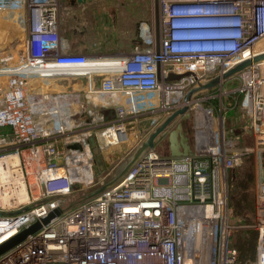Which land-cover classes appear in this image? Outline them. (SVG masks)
Returning a JSON list of instances; mask_svg holds the SVG:
<instances>
[{
  "label": "built area",
  "instance_id": "2783aa9c",
  "mask_svg": "<svg viewBox=\"0 0 264 264\" xmlns=\"http://www.w3.org/2000/svg\"><path fill=\"white\" fill-rule=\"evenodd\" d=\"M156 7L157 40L154 22L140 21L137 35L143 46L114 60L117 65L101 75L98 88L85 95V100L96 96L95 104L115 105L110 122L99 119L104 123L101 135L123 127L116 121L131 118L135 122L147 111H152L147 117L157 123L169 109L180 106L195 79H208L264 52V0H156ZM59 10V0H0V13L13 14L26 30L18 60L7 64L11 57L0 59L6 64L0 66L4 77L0 127L11 133L9 138L0 135V150H4L0 160L11 155L25 158L22 172L33 177L32 187L39 191L27 202L42 198L32 206L15 203L14 210L0 209V235L9 232L0 242L61 207V197L75 183L98 184L87 182V177L92 160L88 137L99 134L71 130L81 125H67L69 108L57 104L39 109L36 95L29 91L59 76L97 73L87 68L86 55L68 51L59 33ZM184 72H192L195 79H165L168 73ZM231 80L235 89H225L224 94L234 90L239 94L232 107L240 114L241 128L249 132L251 145H238L235 133L232 136L223 127L222 114L231 107L199 105L213 97V88L204 91L189 105L200 116L191 151L171 157L161 156L155 148L146 150L115 185L61 207L59 214L0 253V264H184L183 233L188 220L201 231L200 246L188 251L190 264L235 263L237 250L229 242L234 224L226 200L227 176L253 149L264 151L262 61L227 81ZM79 106L87 115H97L81 102ZM88 123L91 128L98 122L84 124ZM72 142L80 149L68 148L66 143ZM259 177L260 170L255 191V257L249 264H264V183Z\"/></svg>",
  "mask_w": 264,
  "mask_h": 264
},
{
  "label": "rangeland",
  "instance_id": "374dc122",
  "mask_svg": "<svg viewBox=\"0 0 264 264\" xmlns=\"http://www.w3.org/2000/svg\"><path fill=\"white\" fill-rule=\"evenodd\" d=\"M110 1V2H109ZM110 5H108V4ZM154 3L155 0H92L90 4H88V8L83 10L81 13L73 12V13H78L83 14L81 17L84 19L83 21L79 20L80 22L76 19H72L71 16H66L67 14H63L62 18V24L60 25L64 34L68 33L69 35V44L72 46H81L84 51H89L88 48L92 46V48H95L97 45L99 47V52H108L109 48L111 47V43L117 44V36L119 35L118 32H121L123 39L126 36V27L130 29V31L133 30V26L137 27V24L140 22L139 20H146L148 23L153 22L154 18ZM62 6V0H59V9L61 10ZM107 6H109L111 11L114 9L117 10L120 8L121 16H116L115 11L114 14L111 12L110 15H105L101 14L100 11L106 10ZM60 10H59V16H60ZM96 14H92L93 12ZM88 12V13H87ZM89 13H91L89 15ZM76 15V16H78ZM61 18V19H62ZM86 18V19H85ZM13 14H5V13H0V59L1 58H8L11 57V59L7 60V64L14 63L18 60V51L21 49V42L24 37V33L26 32L25 27L21 24H18L14 20ZM103 20V29H101V22ZM137 22L136 25L132 22ZM123 26V27H122ZM72 27L77 31L81 30H87L89 33L88 39H80L77 34L74 36H71L72 32ZM121 28V29H120ZM96 31H106V35L103 36H96ZM123 31V32H122ZM108 32V34H107ZM97 43V44H96ZM103 48V49H102ZM102 49V50H101ZM5 62H0V66H4ZM93 64V63H92ZM96 64V62H95ZM105 64V65H102ZM6 65V64H5ZM117 65V63H116ZM105 66H110V64L102 62L96 64V66H91L89 69L92 70H97L99 72H103L106 69L104 68ZM227 89H235V83L233 80L227 81L224 83V85L219 89L218 87L213 88L210 93L211 97L208 102L207 101H200L198 102L199 105L202 107H208V106H213L216 108V105L219 103V105H225L228 100L230 99V96H234L236 91L234 90L231 93H226L224 94V90ZM205 92H202V94H198L196 97H203ZM216 99L215 103L211 102V99ZM235 98V97H234ZM233 98V99H234ZM82 96H80V101L81 103L84 104L85 109H101L98 104H95L92 99L89 100H83ZM79 101V102H80ZM216 104V105H215ZM98 107V108H97ZM98 111V110H97ZM190 112V118L186 123H182L181 120H178L177 123L181 122L185 131L188 139L192 140L193 136V130L195 127L197 128L198 125H200V116L199 112L193 108L191 105V108L189 109ZM236 115L232 114L228 116L227 114H222V123L223 127L227 129L228 133L233 136V133L235 132L237 135L241 134L239 131V127L243 126L241 122V117H237L238 111H235ZM166 115V114H165ZM85 117L89 118L90 116L85 114ZM98 121L97 126L100 125V127L94 126V127H88V124H81L80 127H75L71 128V130H74L75 132H81L83 130H90L91 133L93 134L94 132L99 134V138H101L100 132L102 131L101 126L102 124L99 123ZM133 122L131 118H125L123 124L125 125L126 123ZM173 125L169 130L174 129ZM183 129V130H184ZM130 139L134 140V132L131 133L129 132ZM65 136V135H62ZM95 138V135H93ZM96 140V138H95ZM135 141V140H134ZM252 141L250 138L246 137L244 139H238V145H251ZM123 148V151L121 152V148ZM133 148V145L131 146L127 140L123 142H118L116 145H109L107 144L106 149L109 152V156H107V159L105 160L108 166H104L103 163L99 167L96 162H95V156H99L100 159H103L104 156V150L105 149H99L98 146H95L93 149H91V164H90V175L87 177V182H98V184L103 181L106 177H108V173L111 171V169L114 166H117L126 156L129 151ZM155 149H159L158 154L161 156H164L168 152V145H167V133L161 137L159 142L155 145ZM103 150V151H102ZM120 151L117 154V151ZM9 150L8 152H10ZM106 151V150H105ZM116 156H115V154ZM25 156V155H23ZM17 157V155H16ZM22 159V160H21ZM25 158H20L19 156L17 157L18 160V165L12 166L10 168L11 174L8 176L9 179L6 183L1 184L0 187L3 188V190H0V209L4 211H11L14 210L12 206L18 203L24 204L25 206H32L34 204L39 203L42 201V198H36L34 201L27 202V200L24 201H19V195H16V193L11 189V187L15 186L14 180L17 179L15 176L20 175L22 176L21 180H24L25 177V183L27 184L28 192L30 197L34 196L37 197L39 195V191L36 187H32L33 185V177L31 175H26L24 171L22 172L21 169V164L22 161ZM103 161V160H102ZM1 162V161H0ZM264 166V151H259L257 149H253L252 152H250L247 156H245L238 165L233 167L236 171L238 172L239 175L245 171H250L252 170L253 175L257 176V173H259V170L261 167ZM24 173V174H23ZM24 175V177H23ZM2 177L0 176V181ZM3 179H6L3 176ZM232 183L234 182L231 181ZM232 183H230L232 185ZM97 184V185H98ZM256 177H254V181L251 187H246L245 192L249 197L252 199V208L251 209H246L240 214L234 213L233 209H231V213L229 215L230 220H232L234 226L232 227V232H231V238H236L237 236L240 235H245L247 232L250 230H255L254 223H255V191H256ZM83 186L82 183H75V187H73V190L67 194L61 197V207H66L71 204H74L81 199L85 198L88 196L89 191L93 187H81ZM81 187V188H79ZM232 187H226V200L227 204L229 202V196H230V190ZM7 191V192H6ZM4 196V197H3ZM3 201V202H2ZM7 205V206H6ZM232 241V239H231Z\"/></svg>",
  "mask_w": 264,
  "mask_h": 264
},
{
  "label": "crops",
  "instance_id": "0c3cea01",
  "mask_svg": "<svg viewBox=\"0 0 264 264\" xmlns=\"http://www.w3.org/2000/svg\"><path fill=\"white\" fill-rule=\"evenodd\" d=\"M91 1L92 0H84L83 2H77L76 0H62V6H61L60 16H59V33H60V36L62 37V39H64L67 42L69 52L82 53L89 58V60H88L89 64L87 66L88 69H89V67L96 66V64L102 63V62L108 63V64H110V66H108V67L105 66L104 68L106 70L103 72H99L97 70L89 69L91 71H97V73H90L88 75H82V76H80V75H64V76L56 77V79H54V80L41 81L40 82L41 84L39 83L40 85L38 83L36 85L33 84L34 85V86H32L33 88L29 89L30 93H33L36 95L35 99L37 100V105H39V107H38L39 109L44 108V109L48 110L57 104L64 105L66 108H69L71 110V113H70V116L68 118L69 124H67V125H75V124L81 125V124H84L86 122L92 123L93 121L98 122L100 117H102L103 120L106 121V123L110 122L113 119V117L115 116L114 115L115 105L112 103H108V104L104 103L102 105H99L101 109H96L95 112L97 115L90 116L89 118L85 117L86 111L84 109L80 108V106H79V103L82 102V101H80V96H82V98L85 99L86 94H88L89 92L98 88L100 80H101V75H104V73H106V71L110 67L116 65L117 62H113L114 60H120L123 57L130 54L134 50L135 47L140 48L143 46L142 42L139 40V37L137 35V27L136 26H133L132 31H130V29L128 27H126V36L124 39L121 35L122 33L118 32L119 35L117 36V44L111 43V47L108 49L109 50L108 52H99V47L97 45H95L96 46L95 48H92V46H90V48H88L89 51H84L81 46L77 47V46L70 45L69 44L70 38L68 36L69 34L68 33L64 34V32L60 26L62 24V21H63L62 15L64 13L67 14L66 16L70 15L72 19H76L79 23L81 20L82 21L84 20L81 17V15H83V14L78 15V13H73V12H76V10H77V12L81 13L83 10L88 8L87 6H88V4L91 3ZM108 5H110V4H108ZM110 9L111 8L109 6H107L106 10L104 9L103 13H102V11H100V12L102 15L103 14L110 15L111 12L115 11V14H114V12H113V14L116 16V18H117V16L118 17L121 16L120 8L117 10L114 9L113 11H111ZM91 12H93V11H91ZM90 14L91 13H89V15ZM92 14L94 15L96 13L93 12ZM76 15H78V16H76ZM139 21L147 22L146 20H139ZM137 22L133 21L132 23H134L136 25ZM153 22H154V18H153ZM101 23H102L101 29H103L104 28L103 27V20ZM148 24H150V23H148ZM95 33H96V36L100 35V36H102V38H103V36L106 35V31L105 32L104 31H96ZM76 34L80 39H84V38L88 39V36H89V33L87 32V30L77 31V33H76V30L74 29V27H72L71 36H73V35L75 36ZM107 34H108V32H107ZM0 62H1V60H0ZM95 62H96V64H95ZM102 65H105V64H102ZM3 86H4V77L2 75H0V88H2ZM199 94H202V92ZM151 112L152 111L145 112L146 114L142 117L145 118ZM234 115H236V113H234ZM238 115L240 116V114H237V117H239ZM38 116L41 118L43 117L41 115H38ZM228 116H230V115H228ZM51 119H52V117H50V119H49L50 123H52ZM140 119L141 118L136 119L135 122H138ZM179 120H181L182 123H186L188 121V119L184 120L183 118H179ZM182 123H181V127H182L183 134L187 138L188 151H191L193 148V143H192V140L188 139V137L186 135V131H185ZM100 124H102V122ZM239 130H240L239 132L241 134L237 135L235 133L236 131L234 132L239 140L244 139L246 137H248V138H250V140H252L249 132L242 129L241 127H239ZM0 135H5L7 138H9L11 136L9 128L0 127ZM95 138H96L95 146H98V148L100 150L101 149L106 150V151L104 150L105 153H104V156L102 159L103 163H105L107 156H109V152L107 151L108 149H106L107 144L116 145V143L114 144V143L105 142L102 139H100L98 135H95ZM139 138H140V136H137L136 140L138 141ZM90 149H93V148H91V146H90ZM179 149H180V147H179ZM155 150L157 152H159L158 151L159 149H155ZM119 152L120 151L118 150L117 154ZM0 153H4V150H0ZM168 154H169V151L167 152L166 155H168ZM115 156H116V154H115ZM254 177H256V175Z\"/></svg>",
  "mask_w": 264,
  "mask_h": 264
},
{
  "label": "water",
  "instance_id": "95a60500",
  "mask_svg": "<svg viewBox=\"0 0 264 264\" xmlns=\"http://www.w3.org/2000/svg\"><path fill=\"white\" fill-rule=\"evenodd\" d=\"M77 2H83L84 0H76ZM156 0L154 3V35L157 40V25H156ZM264 60V52L252 56L251 58L244 59L239 61L220 74L213 75L212 77L205 80H197L192 72L184 73H168L165 77L166 80H178L184 76H192L195 79V83L190 86L181 97V104L178 107L169 109L168 113L164 115L157 123L153 124L150 117L143 118L142 115H138L136 118H141L138 122H129L125 125L123 124L125 119H120L115 123L118 125L123 124V127L116 126L114 128V135L116 142H123L127 140L133 148L127 153V156L117 165L114 166L111 171L108 173L103 181L98 185L91 188L88 193V196L99 193L106 187H111L121 180L126 171L145 153L148 149H154L155 145L159 142L161 137L167 133V145H168V156L175 157L187 154L188 145L187 138L183 134L181 122L177 123L179 118L187 120L190 118L189 105L193 102L194 97L204 91L210 90L215 87H219L221 83L232 78L236 73L248 67L251 64L259 63ZM149 115V114H148ZM173 125L174 129L169 130ZM129 132H134V140L128 138ZM137 136H140L137 141ZM88 142L91 148H94L96 140L94 136L90 135L88 137ZM68 148L71 149H80V145L76 142L66 143ZM180 147V149H179ZM121 148V152L123 151ZM95 162L100 167L103 161L99 156H95ZM104 166H108L105 162ZM260 182L264 183V166L260 169ZM61 207H55L48 212V214L40 219H37L35 222L31 223L27 227L21 229L17 233L9 236L2 242H0V253L9 249L17 242L22 240L27 234L37 230L42 223H46L53 216L61 212Z\"/></svg>",
  "mask_w": 264,
  "mask_h": 264
},
{
  "label": "trees",
  "instance_id": "16d2710c",
  "mask_svg": "<svg viewBox=\"0 0 264 264\" xmlns=\"http://www.w3.org/2000/svg\"><path fill=\"white\" fill-rule=\"evenodd\" d=\"M234 97L238 98L239 94L236 92L234 96H230V99L225 104L226 107H231L227 111V115H232L235 113L234 111H236L235 106L232 107ZM215 101V98L211 99L212 103H215ZM233 169L228 173L227 176V187H232L230 190L228 205L233 209L234 213L240 214L246 209L252 208V199L244 190L246 187L252 186L254 175L252 170L245 171L239 175V173H236V171ZM233 180L234 182L232 183L231 181ZM230 183H232V185ZM256 234L257 233L255 230H250L247 232V234L237 236L236 238H231L230 235L229 242L237 250L236 261L233 264H249L252 260H254Z\"/></svg>",
  "mask_w": 264,
  "mask_h": 264
},
{
  "label": "bare ground",
  "instance_id": "6f19581e",
  "mask_svg": "<svg viewBox=\"0 0 264 264\" xmlns=\"http://www.w3.org/2000/svg\"><path fill=\"white\" fill-rule=\"evenodd\" d=\"M263 65H264V60L262 61V66ZM89 98L92 99L94 102L99 101V99L96 96H89ZM102 103L104 104L105 102L102 101ZM129 137H130V135H128V138ZM101 138L105 142L114 143V144L118 143V142H116V138H115L114 133H112V132L110 133V130H106L103 133V135H101ZM0 161H1L0 162V176L2 177L0 183L4 184L8 181V179H9L8 176L11 174L10 168L12 166L18 165V160H17L16 155H11V156H7L6 158H4ZM3 176L6 179H3ZM15 177L17 178L14 180L15 186L11 187L13 194L15 192L16 195H19V201L27 200L30 197L28 189H27V184L25 183L24 180H21L22 176L16 175ZM0 190H3V188L0 187ZM8 233L9 232H5V233L1 234L0 238L5 237ZM183 237H184L183 249L185 250V252L183 250V252L185 254L183 262H184V264H190L191 261H190L189 255H188V251L189 250L194 251V250L198 249V247L200 246V237H201L200 227L193 220H188L185 224Z\"/></svg>",
  "mask_w": 264,
  "mask_h": 264
}]
</instances>
